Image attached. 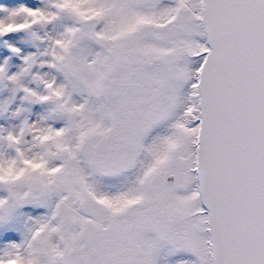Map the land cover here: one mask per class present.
Returning <instances> with one entry per match:
<instances>
[{
	"label": "snow or ice",
	"instance_id": "6c2138e0",
	"mask_svg": "<svg viewBox=\"0 0 264 264\" xmlns=\"http://www.w3.org/2000/svg\"><path fill=\"white\" fill-rule=\"evenodd\" d=\"M0 264H264V0H0Z\"/></svg>",
	"mask_w": 264,
	"mask_h": 264
}]
</instances>
